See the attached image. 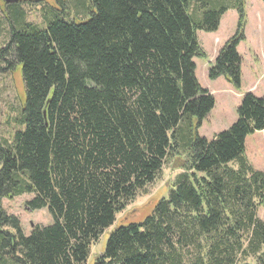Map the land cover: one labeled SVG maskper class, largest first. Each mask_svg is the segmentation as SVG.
<instances>
[{
  "label": "trees",
  "instance_id": "trees-1",
  "mask_svg": "<svg viewBox=\"0 0 264 264\" xmlns=\"http://www.w3.org/2000/svg\"><path fill=\"white\" fill-rule=\"evenodd\" d=\"M0 1L1 70L20 64L24 92L18 129L0 140V264H83L172 160L168 198L113 230L94 264H264V172L244 145L264 130V97L244 94L226 130L197 133L215 100L195 77L196 33L236 11L207 77L238 89L245 0H51L40 23L22 5L41 0ZM22 195L52 218L27 236L1 207Z\"/></svg>",
  "mask_w": 264,
  "mask_h": 264
},
{
  "label": "rangeland",
  "instance_id": "rangeland-1",
  "mask_svg": "<svg viewBox=\"0 0 264 264\" xmlns=\"http://www.w3.org/2000/svg\"><path fill=\"white\" fill-rule=\"evenodd\" d=\"M21 2V1H19ZM41 3L22 5L25 10L27 21L40 23V7L51 0H41ZM25 3V1H24ZM1 5V1H0ZM244 40L238 45L237 52L241 58V82L238 89L229 83L228 87L233 91L244 95L251 93L256 97L264 96V3L262 0H245L244 3ZM85 16L83 20L87 19ZM237 13L228 10L220 20L215 32L198 31L196 33L198 43L205 56L193 58L195 63V77L201 88H207L214 97L215 104L207 117L203 120L197 133L207 139L218 132L226 130L237 118L236 109L241 99L233 100V96L216 85L207 77V68L215 59L216 51L229 39L237 27ZM6 26L0 22V48L6 41ZM5 63L0 60V140L10 141L15 130L18 129L16 119L24 101L23 83L20 72V64L13 71L4 68ZM246 158L255 170L264 169V134L250 136L246 143ZM181 161L172 160L165 162L155 181L146 186L127 205V207L115 216L111 226L104 229L96 242L90 247L89 255L83 264H94L96 258L104 251L106 241L110 233L119 226L129 223L141 222L150 215L156 203L161 199H167L173 181L181 172L177 169ZM30 195H22L14 198H4L1 207L7 215L18 219L24 235H28L35 226H47L52 223V218L46 209L31 211L26 202L31 199ZM257 217L264 223V201L257 209Z\"/></svg>",
  "mask_w": 264,
  "mask_h": 264
},
{
  "label": "crops",
  "instance_id": "crops-1",
  "mask_svg": "<svg viewBox=\"0 0 264 264\" xmlns=\"http://www.w3.org/2000/svg\"><path fill=\"white\" fill-rule=\"evenodd\" d=\"M223 16H224V14H223ZM222 16V17H223ZM222 17H221V19H222ZM238 48V47H237ZM216 54H217V51H216ZM215 57H216V55H215ZM209 67V66H208ZM195 68H196V66H195ZM196 70V69H195ZM207 70H208V68H207ZM242 76V75H241ZM211 82H214L216 85H221L222 86V89H224V90H226L227 91V93H230V94H232V96H233V100H235V101H238V99H241L242 98V96L243 95H239V93H237V92H235V91H233L232 89H230L228 86V82L223 78V77H218V78H216V79H214V80H211ZM203 89H206L210 94L211 93H214V90H209V89H207V88H203ZM264 97V96H263ZM217 134V133H216ZM256 134H264V130H262V131H258V132H255V133H253V134H251V135H249V136H247L246 138H245V156H246V152H247V149H246V143H247V139L250 137V136H254V135H256ZM215 135V134H214ZM213 135V136H214ZM212 136V137H213ZM247 160H248V158H247ZM249 161V160H248ZM249 163H250V161H249ZM251 164V163H250ZM260 171H263L264 172V169H262V170H260Z\"/></svg>",
  "mask_w": 264,
  "mask_h": 264
},
{
  "label": "water",
  "instance_id": "water-1",
  "mask_svg": "<svg viewBox=\"0 0 264 264\" xmlns=\"http://www.w3.org/2000/svg\"><path fill=\"white\" fill-rule=\"evenodd\" d=\"M7 3L18 2L19 0H5Z\"/></svg>",
  "mask_w": 264,
  "mask_h": 264
}]
</instances>
